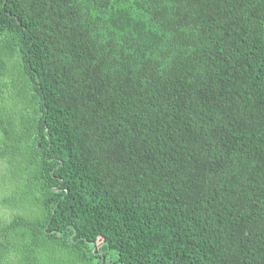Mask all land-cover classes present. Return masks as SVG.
Returning <instances> with one entry per match:
<instances>
[{"label": "trees", "instance_id": "16d2710c", "mask_svg": "<svg viewBox=\"0 0 264 264\" xmlns=\"http://www.w3.org/2000/svg\"><path fill=\"white\" fill-rule=\"evenodd\" d=\"M0 191V264H264V0H0Z\"/></svg>", "mask_w": 264, "mask_h": 264}, {"label": "rangeland", "instance_id": "374dc122", "mask_svg": "<svg viewBox=\"0 0 264 264\" xmlns=\"http://www.w3.org/2000/svg\"><path fill=\"white\" fill-rule=\"evenodd\" d=\"M5 199L3 198V195L0 191V217H9L8 214V209L3 205L2 201H4Z\"/></svg>", "mask_w": 264, "mask_h": 264}, {"label": "bare ground", "instance_id": "6f19581e", "mask_svg": "<svg viewBox=\"0 0 264 264\" xmlns=\"http://www.w3.org/2000/svg\"><path fill=\"white\" fill-rule=\"evenodd\" d=\"M189 111V110H188ZM188 116V115H187ZM197 117V116H196ZM198 118V117H197ZM196 121V120H195ZM200 121V120H199ZM188 122V121H187ZM195 123V122H194ZM192 124V123H191ZM175 131V130H174ZM181 131V130H180ZM185 133V132H184ZM202 133V132H201ZM182 135V134H181ZM209 140V139H208ZM206 141V140H205ZM188 144V143H187ZM191 144V143H190ZM191 174V173H190ZM197 174V173H196ZM203 181V180H202ZM222 188V187H220ZM199 197V196H198ZM203 197V196H202ZM183 198V197H182ZM55 209V208H54ZM151 214V213H150ZM244 217V216H243ZM240 222V221H239ZM242 223V222H241ZM47 229V228H46Z\"/></svg>", "mask_w": 264, "mask_h": 264}]
</instances>
